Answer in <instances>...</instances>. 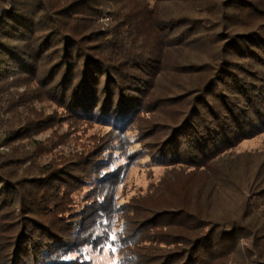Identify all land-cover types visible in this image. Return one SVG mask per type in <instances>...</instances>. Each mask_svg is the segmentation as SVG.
<instances>
[{"label":"trees","instance_id":"obj_1","mask_svg":"<svg viewBox=\"0 0 264 264\" xmlns=\"http://www.w3.org/2000/svg\"><path fill=\"white\" fill-rule=\"evenodd\" d=\"M0 131V264H93L115 222L121 264H264V141L234 150L264 133V0H0ZM132 157L181 167L172 205L118 203Z\"/></svg>","mask_w":264,"mask_h":264},{"label":"rangeland","instance_id":"obj_2","mask_svg":"<svg viewBox=\"0 0 264 264\" xmlns=\"http://www.w3.org/2000/svg\"><path fill=\"white\" fill-rule=\"evenodd\" d=\"M101 21L104 24L109 23L107 17H103ZM54 107H55L54 105H51V107L49 108V112H52ZM163 114L167 115V112L164 111ZM156 116L157 119L162 118L159 112L157 113ZM142 117L143 115H141V118ZM140 121L141 120L139 119L138 120L139 125H140ZM93 123L96 122H86L83 120L78 121V124L81 125L80 127L85 128L86 131L85 134L83 135H81V132H78V134L75 132L78 135V139L76 141L80 140L81 136H83L84 138H88L93 135H105L110 130V127L108 126H104L101 124H93ZM58 129H59V133L66 132L68 131V125L66 123H62L58 127ZM51 131H47L39 136L37 135L36 138L39 140L47 139L50 137ZM127 136H129L132 139L129 149L134 148V150H136L140 146L137 143L138 140L134 139L137 136V133L135 134L132 131H128ZM1 137H4V135L0 131V138ZM75 139L76 138H72V137L68 138L66 141L67 145L65 146L64 144L63 146L60 147V149H63V151H65L66 153L73 152L76 146ZM263 141H264V133L255 136L251 139L244 140L241 144H239L236 148H234V150L240 153L244 151H251V150L253 151L255 149L259 150L263 146ZM8 151L9 149H6V147H0V153H8ZM124 161H126V159L125 160L124 158L120 159V161H118V164L122 165L124 164ZM127 164L128 165L125 168L128 169V174L127 176H125L124 179H122V182L118 186L117 198L119 204H128V206H131V204H135L140 207L149 206L155 208L165 207L166 205L169 204L172 205L173 200H175V194L171 186L169 185L166 186L167 184L166 177L171 170L179 168L180 166H176V167L160 166L153 164V162L149 163L148 159L146 158H138L135 161L134 157H132L131 160L127 162ZM173 186L177 188L178 187L177 182H175ZM161 193H164L163 198L159 197ZM187 196L190 199V195ZM178 198H180L179 200H181V198L183 197L178 196ZM125 217H126L125 215H122L119 217V220H122ZM115 225H116L114 227L115 229L113 228L114 234L116 232H119L121 229V227H119L116 222ZM114 241L115 240L110 242L112 244L109 243L102 253L90 254L89 257L86 259H91L93 261V264H121L119 262V255L117 253L116 250L117 248Z\"/></svg>","mask_w":264,"mask_h":264},{"label":"snow or ice","instance_id":"obj_3","mask_svg":"<svg viewBox=\"0 0 264 264\" xmlns=\"http://www.w3.org/2000/svg\"><path fill=\"white\" fill-rule=\"evenodd\" d=\"M111 239H112V240H115V239H116L115 234L112 235ZM82 251H83V250H82Z\"/></svg>","mask_w":264,"mask_h":264}]
</instances>
